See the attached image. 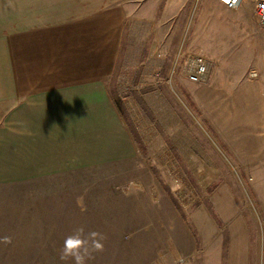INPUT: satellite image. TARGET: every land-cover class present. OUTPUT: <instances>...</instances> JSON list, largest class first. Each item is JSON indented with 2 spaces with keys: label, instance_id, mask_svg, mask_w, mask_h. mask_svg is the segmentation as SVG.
<instances>
[{
  "label": "rangeland",
  "instance_id": "374dc122",
  "mask_svg": "<svg viewBox=\"0 0 264 264\" xmlns=\"http://www.w3.org/2000/svg\"><path fill=\"white\" fill-rule=\"evenodd\" d=\"M228 49H264L254 0H0V84L16 75L41 91L112 60L105 83L133 143L132 156L0 183V264H74L60 259L64 239L80 227L115 236L110 226L175 238L205 264L217 247L226 256L225 183L251 229V264H264V166L241 164L222 138L236 108L225 87L241 72L225 71ZM188 54L210 61L204 81L189 78ZM94 256L86 264H104Z\"/></svg>",
  "mask_w": 264,
  "mask_h": 264
},
{
  "label": "crops",
  "instance_id": "0c3cea01",
  "mask_svg": "<svg viewBox=\"0 0 264 264\" xmlns=\"http://www.w3.org/2000/svg\"><path fill=\"white\" fill-rule=\"evenodd\" d=\"M234 50H225V71H241L236 74L241 80L225 87V102L236 108L225 110L222 138L241 164L264 166V49ZM111 63L102 75L79 74L41 91L16 75L0 84V183L31 181L133 155L131 135L104 79ZM249 69L262 79H245ZM239 102L247 108L238 111ZM220 214L229 231L226 256L225 247H217L214 260L205 255V264H251V229L226 183L225 213ZM108 229L115 236L105 237L102 252H92L95 260L104 256V264H181L178 257L182 264H197L183 258L175 238L119 237L117 228Z\"/></svg>",
  "mask_w": 264,
  "mask_h": 264
},
{
  "label": "clouds",
  "instance_id": "9594fccd",
  "mask_svg": "<svg viewBox=\"0 0 264 264\" xmlns=\"http://www.w3.org/2000/svg\"><path fill=\"white\" fill-rule=\"evenodd\" d=\"M7 241L8 238H4ZM105 237L96 231L85 233L83 227L77 228L74 234L64 239L60 253V259L71 258L74 264H86L92 252H102L104 250L103 240ZM181 261L182 257H178Z\"/></svg>",
  "mask_w": 264,
  "mask_h": 264
},
{
  "label": "built area",
  "instance_id": "2783aa9c",
  "mask_svg": "<svg viewBox=\"0 0 264 264\" xmlns=\"http://www.w3.org/2000/svg\"><path fill=\"white\" fill-rule=\"evenodd\" d=\"M222 4L229 8H238L244 0H219ZM256 4V15L260 21L264 23V0H254ZM184 47H181V51L178 53L180 59L181 56L185 55ZM188 76L191 80L196 82H202L206 79L210 68V61L207 57L201 54H188ZM251 77H256L258 72L256 70L250 71Z\"/></svg>",
  "mask_w": 264,
  "mask_h": 264
}]
</instances>
